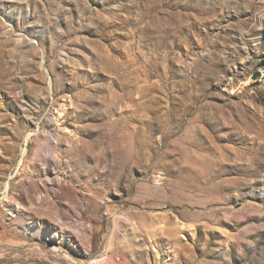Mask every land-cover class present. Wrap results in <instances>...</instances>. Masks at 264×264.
<instances>
[{
    "label": "rangeland",
    "instance_id": "1",
    "mask_svg": "<svg viewBox=\"0 0 264 264\" xmlns=\"http://www.w3.org/2000/svg\"><path fill=\"white\" fill-rule=\"evenodd\" d=\"M263 96L264 0H0V264H264Z\"/></svg>",
    "mask_w": 264,
    "mask_h": 264
},
{
    "label": "water",
    "instance_id": "2",
    "mask_svg": "<svg viewBox=\"0 0 264 264\" xmlns=\"http://www.w3.org/2000/svg\"><path fill=\"white\" fill-rule=\"evenodd\" d=\"M259 76H260V74H259V73H258V74H256V75L254 76V79H257Z\"/></svg>",
    "mask_w": 264,
    "mask_h": 264
},
{
    "label": "built area",
    "instance_id": "3",
    "mask_svg": "<svg viewBox=\"0 0 264 264\" xmlns=\"http://www.w3.org/2000/svg\"><path fill=\"white\" fill-rule=\"evenodd\" d=\"M263 100H264V96H263Z\"/></svg>",
    "mask_w": 264,
    "mask_h": 264
}]
</instances>
